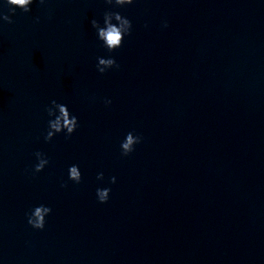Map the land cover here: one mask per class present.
<instances>
[{"label": "clouds", "instance_id": "9594fccd", "mask_svg": "<svg viewBox=\"0 0 264 264\" xmlns=\"http://www.w3.org/2000/svg\"><path fill=\"white\" fill-rule=\"evenodd\" d=\"M6 4L10 6V13H0V19L8 24L13 23L11 16L15 15V9L19 8L27 13L31 11L30 5L34 0H5ZM40 4H44L45 0H39ZM104 3L110 6L123 7L125 5H132L135 0H104ZM115 21V23H114ZM91 26L96 31L97 39L102 43V47L106 48L109 53L121 48L124 43L125 36H130L132 32V22L119 11L108 10L103 13V26L97 19L90 21ZM164 27H167V21H164ZM97 71L101 74L106 73L108 70L116 68L119 69L120 65L112 56L107 58L98 56L97 58ZM105 106L112 104L111 99L105 98ZM45 111L50 118L47 122V130L44 134V141L51 142L53 138L63 133L65 139H69L78 129L79 120L77 116L73 115L66 104L58 103L52 100L50 105L45 107ZM143 140L142 135L128 132L123 141H121V155L128 156L135 151V146ZM37 163L32 168V174L42 172L46 166L49 165L50 159L43 152L37 151L34 153ZM68 179L76 184L82 181V173L78 165H71L68 169ZM97 180H104V173L97 174ZM109 183H116V177L109 178ZM67 183L61 184V187H67ZM111 188H97L96 196L98 202L107 203L110 198ZM52 212L51 207L44 204L33 207L29 213H26L27 223L36 230H44L46 226V217Z\"/></svg>", "mask_w": 264, "mask_h": 264}]
</instances>
